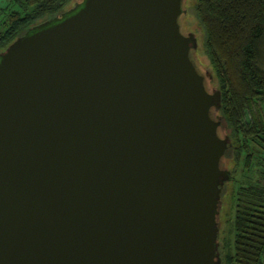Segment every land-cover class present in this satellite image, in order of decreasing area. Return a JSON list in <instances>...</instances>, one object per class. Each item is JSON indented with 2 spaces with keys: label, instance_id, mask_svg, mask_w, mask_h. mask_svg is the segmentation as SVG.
<instances>
[{
  "label": "water",
  "instance_id": "1",
  "mask_svg": "<svg viewBox=\"0 0 264 264\" xmlns=\"http://www.w3.org/2000/svg\"><path fill=\"white\" fill-rule=\"evenodd\" d=\"M185 0H81L0 52V264H221L229 146Z\"/></svg>",
  "mask_w": 264,
  "mask_h": 264
},
{
  "label": "trees",
  "instance_id": "2",
  "mask_svg": "<svg viewBox=\"0 0 264 264\" xmlns=\"http://www.w3.org/2000/svg\"><path fill=\"white\" fill-rule=\"evenodd\" d=\"M69 1L0 5V52L67 11ZM193 10L201 33L194 51L201 50L210 65L230 139L224 155L230 179L222 193L230 212L218 233L221 264H264V0H195Z\"/></svg>",
  "mask_w": 264,
  "mask_h": 264
},
{
  "label": "rangeland",
  "instance_id": "3",
  "mask_svg": "<svg viewBox=\"0 0 264 264\" xmlns=\"http://www.w3.org/2000/svg\"><path fill=\"white\" fill-rule=\"evenodd\" d=\"M195 0H185L184 3V8L187 9L188 11V16L183 19V25L185 30L188 31H192V33H194V35L196 36V38H200L201 33H200V29L196 28V20L194 17V10H193V4H194ZM77 2H80V0H70L67 6H70V8H72L74 6V4H76ZM7 3V0H0V5H4ZM200 45V42L198 43L197 40V47ZM196 47V48H197ZM194 58L196 59L197 63L199 64L200 68L205 71L206 73H210L209 71L211 70L210 65L206 62V58L203 55V53L201 52V50H197L193 52ZM210 85L212 88H215L214 83L212 82V77L210 79ZM225 202H224V206L221 207L220 210V220H219V229L220 230H224V228H226V220L228 218V213L229 208H228V199L227 197H224Z\"/></svg>",
  "mask_w": 264,
  "mask_h": 264
},
{
  "label": "flooded vegetation",
  "instance_id": "4",
  "mask_svg": "<svg viewBox=\"0 0 264 264\" xmlns=\"http://www.w3.org/2000/svg\"><path fill=\"white\" fill-rule=\"evenodd\" d=\"M187 16H188V11H187V9H185L182 16H181V25H182V29L184 32H186V33L190 32L191 33L192 31L185 30L184 25H183V19H185Z\"/></svg>",
  "mask_w": 264,
  "mask_h": 264
}]
</instances>
